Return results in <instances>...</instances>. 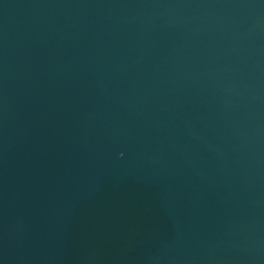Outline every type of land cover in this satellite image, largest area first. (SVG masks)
<instances>
[{
	"label": "water",
	"instance_id": "1",
	"mask_svg": "<svg viewBox=\"0 0 264 264\" xmlns=\"http://www.w3.org/2000/svg\"><path fill=\"white\" fill-rule=\"evenodd\" d=\"M0 264H264V0H0Z\"/></svg>",
	"mask_w": 264,
	"mask_h": 264
}]
</instances>
